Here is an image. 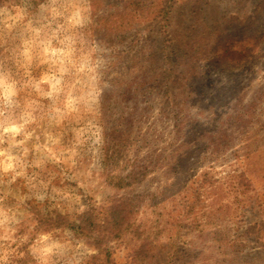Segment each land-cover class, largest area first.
<instances>
[{"label": "rangeland", "instance_id": "1", "mask_svg": "<svg viewBox=\"0 0 264 264\" xmlns=\"http://www.w3.org/2000/svg\"><path fill=\"white\" fill-rule=\"evenodd\" d=\"M0 262L264 264V0H0Z\"/></svg>", "mask_w": 264, "mask_h": 264}, {"label": "clouds", "instance_id": "2", "mask_svg": "<svg viewBox=\"0 0 264 264\" xmlns=\"http://www.w3.org/2000/svg\"><path fill=\"white\" fill-rule=\"evenodd\" d=\"M105 72H108L109 69L105 67L104 69ZM103 79V77H102ZM112 97V88L110 86V82L107 80H104L101 86L98 87V91L95 96L94 103L97 106H104L108 104V102L111 100ZM121 112L125 110V108L122 106L121 107ZM109 117H113L115 114L113 113H108ZM115 119H119V116H115ZM5 132H12V133H18L20 131V128L17 127L16 125H12L8 128L4 129Z\"/></svg>", "mask_w": 264, "mask_h": 264}, {"label": "trees", "instance_id": "3", "mask_svg": "<svg viewBox=\"0 0 264 264\" xmlns=\"http://www.w3.org/2000/svg\"><path fill=\"white\" fill-rule=\"evenodd\" d=\"M110 209H111V212H110L109 217L111 218V220L109 221L110 222L109 226L111 227V224H112L113 227H115L116 229H120L122 227L121 225H122V220H123L122 216L120 215L122 210H120L117 206H112ZM57 219H58L57 220L58 222H63L61 220L63 219L61 216L58 215ZM44 221L47 222V221H50V219H48L47 221L46 220ZM116 234H118V232ZM15 260H14L15 263L18 262L17 260L16 261ZM0 264H4V263L0 262Z\"/></svg>", "mask_w": 264, "mask_h": 264}]
</instances>
